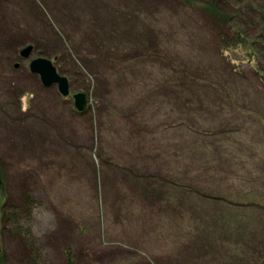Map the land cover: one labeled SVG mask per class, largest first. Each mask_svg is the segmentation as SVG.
Here are the masks:
<instances>
[{
	"label": "rangeland",
	"instance_id": "374dc122",
	"mask_svg": "<svg viewBox=\"0 0 264 264\" xmlns=\"http://www.w3.org/2000/svg\"><path fill=\"white\" fill-rule=\"evenodd\" d=\"M234 5L0 0V166L47 264H264V0ZM55 56L85 115L30 73Z\"/></svg>",
	"mask_w": 264,
	"mask_h": 264
},
{
	"label": "trees",
	"instance_id": "16d2710c",
	"mask_svg": "<svg viewBox=\"0 0 264 264\" xmlns=\"http://www.w3.org/2000/svg\"><path fill=\"white\" fill-rule=\"evenodd\" d=\"M190 1L191 2L197 1L201 4L208 5L209 7L206 11L212 14L215 18L217 17L218 19L217 22H224L223 25L224 27L228 23L227 20L231 19L229 18V15L227 13L229 11L233 12L234 7H232L231 5H234L235 0H190ZM260 18L264 19V13L262 11L260 12ZM234 41H236L239 44V46H242V48H244L245 42L240 32H237V37H235V39L232 42ZM238 44H230L229 46H234ZM249 55H250V60H248V63L251 65L253 57L251 56L252 55L251 53ZM55 57H57L58 60V56ZM256 70H257L256 74L259 76L260 81L264 83V69L259 67V69L257 68ZM86 112L79 114L85 115ZM4 176L5 174L1 171V166H0V264H8V262H6L5 260L6 254L4 253V251H2L3 249L2 242H3V235H5L6 232H8L9 230L10 232L11 230H15L16 237L19 236V239L23 241L24 243L23 250L25 252L24 256H25L26 264H47L45 260H43L41 257L40 249L36 248L35 244L31 240L28 241L27 239L31 237L30 236L31 228L29 226H31L33 221V217H31V214L34 211V206L36 204L35 197L34 195H32L31 191H26L22 194L23 196L19 200H17L15 203L12 202L11 196H9L7 192V185L4 184L5 183ZM239 210H241V212L239 213H242V216H244L245 210L242 209ZM238 211L236 212V214L238 213ZM23 223L27 224L28 227H23L25 225ZM24 232L28 234L24 235ZM65 253L67 259L69 260V264H73L72 262L73 257L71 255V250H67Z\"/></svg>",
	"mask_w": 264,
	"mask_h": 264
},
{
	"label": "water",
	"instance_id": "95a60500",
	"mask_svg": "<svg viewBox=\"0 0 264 264\" xmlns=\"http://www.w3.org/2000/svg\"><path fill=\"white\" fill-rule=\"evenodd\" d=\"M34 51V45L27 46L20 50L21 57L28 60ZM57 57L52 60L42 57L31 61L30 73L40 77L41 84L47 88L57 85L59 94L64 98H71L76 111L84 113L88 109V94L85 92L73 93L71 83L67 76L59 73L55 62ZM20 64H16L15 68H19Z\"/></svg>",
	"mask_w": 264,
	"mask_h": 264
}]
</instances>
